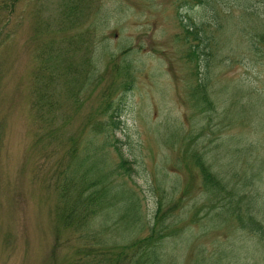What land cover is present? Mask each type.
<instances>
[{
  "label": "rangeland",
  "instance_id": "obj_1",
  "mask_svg": "<svg viewBox=\"0 0 264 264\" xmlns=\"http://www.w3.org/2000/svg\"><path fill=\"white\" fill-rule=\"evenodd\" d=\"M203 1L0 0V264L112 254L160 202L162 264H264V0ZM79 159L112 190L88 233L57 213Z\"/></svg>",
  "mask_w": 264,
  "mask_h": 264
},
{
  "label": "trees",
  "instance_id": "obj_2",
  "mask_svg": "<svg viewBox=\"0 0 264 264\" xmlns=\"http://www.w3.org/2000/svg\"><path fill=\"white\" fill-rule=\"evenodd\" d=\"M195 1H198L199 4L205 2L203 0ZM190 28L193 29L192 26ZM190 28L187 29L186 27L187 34L193 35ZM197 58H199V55L193 48V51L188 55V59L193 61ZM206 79L203 76L198 80V90L204 92L202 99L205 102H210L205 91L207 85ZM115 117V114L111 116L112 119H115ZM112 124L114 125L115 122H112ZM72 155L73 160H75L76 151H72ZM195 159L196 166L199 168L206 186L213 191L212 193L214 195L228 194L229 191L221 179L212 171L204 159H201L198 155L195 156ZM84 164L85 160L82 161V159H79L75 164L62 166L55 185L59 198L57 213L60 220L66 228L72 229L77 233L80 231L88 233L91 222L104 210V207H106V198L112 192L109 186L103 184L105 176L100 172L102 170H96V168L86 170L87 168L83 169L86 165ZM128 166L129 162L123 160L121 168L126 172H130ZM162 211L163 204L160 202L155 216V222L150 226V234L144 239L137 240L130 245L115 248L112 250V254H107L102 250L99 251L95 247L90 249L84 248V256L90 258V261L86 264H106L110 262L114 264H162L164 255L161 252V242L167 237V232L170 228L163 222V216L165 214ZM248 221H250V226L252 224L254 225L257 233L261 231L260 224L252 216L248 217Z\"/></svg>",
  "mask_w": 264,
  "mask_h": 264
}]
</instances>
